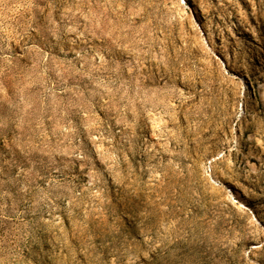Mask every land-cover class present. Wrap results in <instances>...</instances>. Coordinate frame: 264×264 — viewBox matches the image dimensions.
<instances>
[{
  "label": "rangeland",
  "instance_id": "1",
  "mask_svg": "<svg viewBox=\"0 0 264 264\" xmlns=\"http://www.w3.org/2000/svg\"><path fill=\"white\" fill-rule=\"evenodd\" d=\"M0 264H264V0H0Z\"/></svg>",
  "mask_w": 264,
  "mask_h": 264
}]
</instances>
